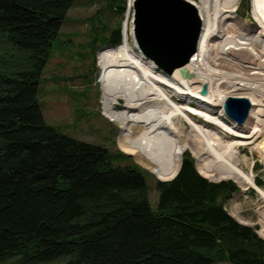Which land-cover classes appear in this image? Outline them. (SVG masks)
<instances>
[{
  "label": "trees",
  "instance_id": "obj_1",
  "mask_svg": "<svg viewBox=\"0 0 264 264\" xmlns=\"http://www.w3.org/2000/svg\"><path fill=\"white\" fill-rule=\"evenodd\" d=\"M74 2L0 0V264H264V239L224 206L232 181L184 155L153 210L147 169L46 123L42 75ZM122 40L121 27L94 38L93 56Z\"/></svg>",
  "mask_w": 264,
  "mask_h": 264
},
{
  "label": "bare ground",
  "instance_id": "obj_2",
  "mask_svg": "<svg viewBox=\"0 0 264 264\" xmlns=\"http://www.w3.org/2000/svg\"><path fill=\"white\" fill-rule=\"evenodd\" d=\"M188 1L199 12L202 35L184 67L172 73L157 68L140 52L132 25H125L118 46L100 51L103 114L119 124L120 149L142 158L158 179L175 178L189 146L202 176L231 179L243 191L256 188L264 200L241 157L249 148L264 161V0L251 2L257 27L237 16L241 0ZM132 6L130 0L129 12ZM182 69L191 75L183 77ZM230 98L251 102L244 124L226 116ZM259 218L264 233V206Z\"/></svg>",
  "mask_w": 264,
  "mask_h": 264
},
{
  "label": "rangeland",
  "instance_id": "obj_3",
  "mask_svg": "<svg viewBox=\"0 0 264 264\" xmlns=\"http://www.w3.org/2000/svg\"><path fill=\"white\" fill-rule=\"evenodd\" d=\"M125 2L126 12L122 16L112 10L111 0H75L73 8L68 13L67 21L61 29L60 44L53 51L42 75L38 94V103L48 125L73 139L107 148L114 154L122 151L118 146L120 127L103 114L102 87L99 82L101 70L98 62L100 51L109 47L106 46L96 51L94 57L90 43L98 36L99 38L108 36L111 31L119 27L123 34L125 25H132L133 8L132 12H129L130 0H125ZM251 2L252 0H241L237 16L246 25L257 27L252 17ZM248 18L252 20L248 21ZM241 152V157H246L249 164L244 166L245 171H253L255 182L260 181L264 184V161L260 155L249 148H242ZM193 154L192 149L187 146L182 160L184 155L190 156L197 167V159ZM130 163H135L152 174L148 179V184L151 206L153 210H156L159 197L157 181L160 180L145 167L146 162L138 156H128L127 159H117L115 162L116 165L121 166ZM209 180L213 182L232 181L237 184L231 179ZM256 186L264 190V186L259 187L257 183ZM238 188L239 191L224 202L226 210L237 221L241 219L247 222V226L255 228L258 235L264 239L263 225L259 218L264 200L259 190L250 187L243 191L239 186Z\"/></svg>",
  "mask_w": 264,
  "mask_h": 264
},
{
  "label": "water",
  "instance_id": "obj_4",
  "mask_svg": "<svg viewBox=\"0 0 264 264\" xmlns=\"http://www.w3.org/2000/svg\"><path fill=\"white\" fill-rule=\"evenodd\" d=\"M132 7L134 39L146 59L167 73L190 62L202 35L201 19L193 3L188 0H133ZM181 73L183 77L191 75L186 69ZM201 93L208 94L207 85ZM250 110L251 102L244 98H230L224 104L226 115L238 124L245 123Z\"/></svg>",
  "mask_w": 264,
  "mask_h": 264
}]
</instances>
